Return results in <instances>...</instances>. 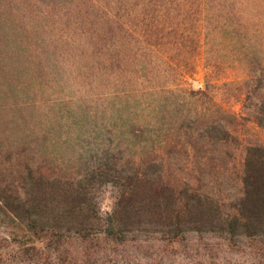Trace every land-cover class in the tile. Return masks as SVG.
I'll list each match as a JSON object with an SVG mask.
<instances>
[{
  "label": "trees",
  "instance_id": "16d2710c",
  "mask_svg": "<svg viewBox=\"0 0 264 264\" xmlns=\"http://www.w3.org/2000/svg\"><path fill=\"white\" fill-rule=\"evenodd\" d=\"M71 1L76 5L32 2L42 8L26 14L40 19L44 27L68 21L64 30L74 34L117 32L131 38L138 32L130 54L119 56L121 46L116 41L109 46L117 50L107 53L103 39L100 45L106 52L101 46L97 49L104 71L120 72L131 65L132 81L119 82L109 92L113 98L124 97L123 107L129 113L122 120L120 115L106 130L107 145L98 151L101 162L89 170L81 168L67 176L45 172L41 161L21 159L24 144L14 155L15 168L4 159L0 222L16 229V239L30 242L95 235L116 243L140 236L172 241L205 233L232 242L264 240V145H241L228 131L226 125L233 117L209 95L213 83L192 89L176 82L182 69L191 66L189 49L181 47L183 34L172 36L183 30L188 20L183 14L189 13L191 26L203 34L205 65L210 71L227 59L241 61L243 107L264 127V66L253 51L264 52V0H103L113 5L110 10L96 8L99 0ZM15 2L20 9V2ZM134 2L178 3L186 9L173 19L162 6L159 17L151 19L144 18L148 8H142L140 16L122 21V15L132 12L127 4ZM2 4L13 5L12 0ZM214 36H219L218 41L210 43ZM219 51V57L215 56ZM160 75L165 76L162 83L157 82ZM134 96L142 101L129 109L128 99ZM114 106L120 109L122 104ZM126 123L130 127L123 131ZM116 132L124 134L125 144ZM135 137L140 142L128 144L126 138ZM94 175L117 188L113 206L103 215L89 204L87 186Z\"/></svg>",
  "mask_w": 264,
  "mask_h": 264
},
{
  "label": "rangeland",
  "instance_id": "374dc122",
  "mask_svg": "<svg viewBox=\"0 0 264 264\" xmlns=\"http://www.w3.org/2000/svg\"><path fill=\"white\" fill-rule=\"evenodd\" d=\"M15 1L22 5L20 9ZM32 2L76 5L71 0H12V7L0 5V167H6L5 159L7 163H14L15 168L14 155L24 144L26 149L21 159L41 161L45 172L72 175L101 162L98 151L107 145L106 130L120 115H123L122 120L129 113L123 107L124 97L113 98L109 92L113 87L118 88L119 82L132 81L131 65L124 71H112L114 74L101 69L98 60L102 56L97 51L102 47L101 39L108 45L107 53L117 50L109 46L116 41L121 46L119 56H125L136 48L133 39L139 34L134 33L131 38L117 32L74 34L64 30L68 26V21L64 20L60 21V26L55 23L44 27L40 19L26 14L29 9L42 8V4L36 6ZM98 2L96 8L110 10L113 7L103 0ZM154 5L128 3L132 12L122 15V21L140 16L142 8H148L143 12L144 18L151 19L159 17L158 9L162 6L170 10L173 19L177 12L186 9L185 4L178 3ZM183 15L188 19L183 30L172 36L183 34L181 47L189 49L187 59L191 68H183L184 73L176 82L192 89L213 83L215 86L209 88V95L233 117L226 125L228 131L241 145H264V127L257 125L251 110L243 107V63L227 59L210 71L205 65L203 34L191 26L194 25L192 15ZM100 24L98 21L95 27ZM218 39L219 36L211 37L210 43ZM171 49V53L176 51L173 46ZM253 51L257 57H262L264 66V52L261 55L256 49ZM218 53L215 56L219 57L221 51ZM164 77L160 75L157 82L162 83ZM140 101L141 96L129 97V109L132 103ZM116 103L122 104L120 109H116ZM123 126V131L130 127L127 123ZM115 135L125 144L124 134L119 136L116 132ZM126 140L128 144L140 142L137 137ZM6 152L10 156L5 157ZM97 179L88 181L89 204L103 215L113 206L117 188ZM16 238V229L7 221H1L0 264H264V240L232 242L209 233L187 234L172 241L140 236L123 243L110 241L102 235L38 242Z\"/></svg>",
  "mask_w": 264,
  "mask_h": 264
}]
</instances>
